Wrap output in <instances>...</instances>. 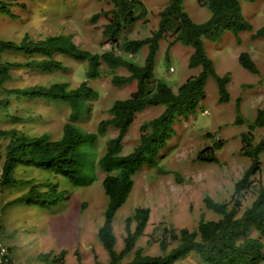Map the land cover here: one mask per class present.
<instances>
[{"label":"trees","instance_id":"trees-1","mask_svg":"<svg viewBox=\"0 0 264 264\" xmlns=\"http://www.w3.org/2000/svg\"><path fill=\"white\" fill-rule=\"evenodd\" d=\"M20 12L28 11V4L12 0ZM33 3L45 0H30ZM67 3L69 0H50ZM109 5V9L94 15L93 20L104 16L103 38L111 43L110 49L91 52L81 49L69 34L47 35L34 39L25 34L19 41L0 39V86L14 80V71L32 70L44 73L65 70L58 56L72 61L85 62L86 80L77 87L69 82H55L50 85H34L25 88L6 89L0 98V109H8L13 102L62 103L68 107L67 122L60 138L48 134L29 136L12 129L0 134L8 138L4 155H0V191L16 188L27 189L25 193L7 203L8 206L25 205L32 209H52L68 198L59 184L47 180L35 183L19 175L20 168L41 170L53 177H60L74 189L89 187L98 179L99 172L105 174L102 186L108 198L104 222L98 230V240L108 254V264H182L192 255L203 264H262L264 262V183L257 176L261 174L260 155L264 152V138L256 140L253 131L264 128V108L256 111V118L248 125V131L241 134V154L250 160V165L235 182L233 194L228 202H217L205 196V207L215 213L217 220L202 217L195 230L165 227L159 240V255H149L137 247L150 219V210L137 207L126 219V236L121 251L116 250L117 238L114 221L118 211L131 194L135 176L144 166L154 168L161 174H172L160 166L164 159L162 151L176 136V122L187 119L196 112L207 97V80L212 78L217 86L219 103L230 101L228 85L230 74L220 76L215 63L207 55L208 44L218 43L225 33H232L236 43L241 45V33L249 32L252 39L264 40V27L257 30L245 18L241 0H197L201 8L209 12L203 22H195L187 12L188 0H169L158 13L157 28L148 36H134V28L148 23V9L143 0H97ZM255 3L257 0H242ZM42 7L41 10L48 9ZM0 13L14 17L9 7L0 3ZM19 21L26 15L15 16ZM169 40L167 52L176 44L192 50L189 58L191 69H200L175 91L164 80L155 76L156 57L160 43ZM118 52L122 54H118ZM6 53L21 55L24 61L4 60ZM142 54L143 63L127 56ZM127 55V56H125ZM239 64L250 73L259 75V69L247 52L238 56ZM123 70L126 75L116 74ZM104 73L111 75L115 87L135 83V90L128 98L113 102L108 110L109 117L102 120L95 132L82 126L90 111V102L98 92L89 81L99 79ZM241 100H236V124H243ZM148 108H163L155 118L140 126V136L133 150L124 153V140L135 118ZM115 131V137H108L100 153V138ZM224 142L216 141L196 155V160L208 164H219L217 151ZM255 198L244 206L248 195ZM85 208V205L83 206ZM135 223L134 228L132 225ZM67 254L62 250L54 257L53 264H61ZM78 264L82 258L75 253ZM131 257V258H130ZM44 262H50V254H44ZM130 258V260H127Z\"/></svg>","mask_w":264,"mask_h":264},{"label":"rangeland","instance_id":"rangeland-1","mask_svg":"<svg viewBox=\"0 0 264 264\" xmlns=\"http://www.w3.org/2000/svg\"><path fill=\"white\" fill-rule=\"evenodd\" d=\"M28 4V11L20 9L12 0H0L9 7L13 15L24 14L26 20L0 13V39L19 42L25 34L34 39H43L47 35L69 34L81 49L102 52L111 48L102 34L104 16L97 21L94 15L109 9L105 2L97 0H69L67 3L50 0ZM148 9V23L134 28V36H148L157 28L158 13L169 0H143ZM242 12L255 30L264 27V0L247 3L241 0ZM50 8L41 10L42 7ZM187 12L193 21L206 20L209 12L201 8L197 0L187 1ZM241 45L236 43L234 35L225 33L216 44H208L207 55L215 63L220 76L230 74L228 85L230 101L219 103L218 90L212 78L207 80V97L196 112L187 119L176 122V136L162 151L164 159L160 166L172 174H161L154 168L144 166L135 176L134 188L127 202L118 211L114 221L117 238L116 250L123 248L126 236V219L134 214L137 207L150 210V219L144 235L138 240L137 247L146 254L159 255V240L165 227L195 230L202 217L217 220L219 217L204 205L205 196L217 202L230 201L235 182L250 165V160L241 154V134L248 131V125L256 118V111L264 108V40L252 39L249 32L241 33ZM169 40L160 43L156 57L155 76L164 80L175 91L191 76L199 73L189 67L192 50L176 44L167 52ZM241 52H247L256 63L260 74L256 75L244 69L238 62ZM118 54H122L118 52ZM123 55V54H122ZM127 56V55H125ZM138 63H143V55L127 56ZM4 60L24 61L21 55L6 53ZM65 70L44 73L32 70H15L14 80L0 86V98L5 97L6 89L25 88L34 85H50L55 82H69L77 87L86 80L85 62L72 61L58 56ZM118 75H126L123 70H116ZM98 92V97L90 102V111L82 124L89 132H95L98 124L109 117L108 110L119 99H125L135 90V83L122 87L111 84V75L104 73L99 79L89 81ZM241 100L243 124H236V100ZM163 108H148L138 114L125 137L124 153H130L137 145L140 126L157 117ZM68 107L62 103L51 102H13L8 109H0V133L17 129L29 136L48 134L53 139L61 137L67 122ZM258 141L264 138V128L253 131ZM110 131L100 138V153L108 137H115ZM8 138L0 134V155L3 156ZM223 141L224 146L217 151L219 164H208L196 160V155L216 141ZM261 174L257 176L264 183V152L260 155ZM20 176L35 183L47 180L59 184L66 191L64 199L52 209L33 210L25 205L8 206L7 203L19 197L27 189L16 188L0 191V243L5 244L12 256V264H53L51 260L62 250L67 254L61 264H78L76 251L82 258V264H108V254L98 240V230L104 222V212L108 198L102 181L104 173L99 172L97 181L89 187L74 189L62 178L53 177L41 170L20 168ZM255 198L251 192L244 206ZM85 205V208L83 206ZM135 223L132 225L134 228ZM264 243V237H263ZM50 254V262H44V254ZM264 254V250H263ZM131 258V257H130ZM128 258L127 260H130ZM182 264H203L192 255ZM264 264V262L262 263Z\"/></svg>","mask_w":264,"mask_h":264},{"label":"built area","instance_id":"built-area-1","mask_svg":"<svg viewBox=\"0 0 264 264\" xmlns=\"http://www.w3.org/2000/svg\"><path fill=\"white\" fill-rule=\"evenodd\" d=\"M0 264H12L10 249L2 243H0Z\"/></svg>","mask_w":264,"mask_h":264},{"label":"crops","instance_id":"crops-1","mask_svg":"<svg viewBox=\"0 0 264 264\" xmlns=\"http://www.w3.org/2000/svg\"><path fill=\"white\" fill-rule=\"evenodd\" d=\"M33 210H37V209H33Z\"/></svg>","mask_w":264,"mask_h":264}]
</instances>
